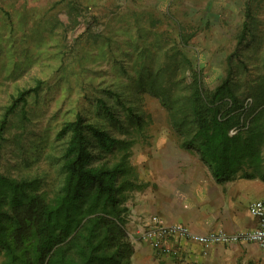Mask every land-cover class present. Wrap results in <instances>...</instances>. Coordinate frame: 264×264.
Listing matches in <instances>:
<instances>
[{"label": "rangeland", "instance_id": "obj_1", "mask_svg": "<svg viewBox=\"0 0 264 264\" xmlns=\"http://www.w3.org/2000/svg\"><path fill=\"white\" fill-rule=\"evenodd\" d=\"M193 73L207 90L227 77L245 102L249 89L264 97V0H0V120L11 98L39 83L26 120L19 108L8 117L0 173L57 188L66 141L57 133L79 115L124 142L92 155L114 163L127 151L139 186L125 202L127 224L156 145L198 157L182 146L190 128H173L158 96L169 89L180 118ZM140 233L128 236L132 247Z\"/></svg>", "mask_w": 264, "mask_h": 264}, {"label": "trees", "instance_id": "obj_2", "mask_svg": "<svg viewBox=\"0 0 264 264\" xmlns=\"http://www.w3.org/2000/svg\"><path fill=\"white\" fill-rule=\"evenodd\" d=\"M176 28L182 39V29ZM245 34L246 26L242 38ZM192 77L180 118L173 116L169 89L158 95L173 128L191 130L182 146L197 151L218 184L237 178L264 182V97L249 89L248 96L254 95L245 102L246 94L237 95L227 77L212 90L203 87L198 74ZM38 86L11 98L0 120V149L8 117L19 108L26 120V100ZM147 91L153 95L154 89ZM57 136L66 138L57 188L39 178L0 173V264H131L125 202L139 186L129 155L123 150L116 162L99 157L97 164L92 155L125 147L124 142L79 115Z\"/></svg>", "mask_w": 264, "mask_h": 264}, {"label": "crops", "instance_id": "obj_3", "mask_svg": "<svg viewBox=\"0 0 264 264\" xmlns=\"http://www.w3.org/2000/svg\"><path fill=\"white\" fill-rule=\"evenodd\" d=\"M145 164L147 187L128 205V236L142 231L139 217H158L164 224H180L196 234L223 232L228 235L256 227L248 211L250 203L264 198V182L237 178L225 184L214 181L197 156L174 145H156ZM144 226V224H143ZM180 257L158 256L145 244L133 245V257L142 264H264L255 244L214 245L207 249L180 243Z\"/></svg>", "mask_w": 264, "mask_h": 264}, {"label": "built area", "instance_id": "obj_4", "mask_svg": "<svg viewBox=\"0 0 264 264\" xmlns=\"http://www.w3.org/2000/svg\"><path fill=\"white\" fill-rule=\"evenodd\" d=\"M248 211L256 219V227L250 231L232 235L223 232L196 234L180 224L167 225L158 217H148L138 240L151 248L156 255L172 258L180 257V248L176 245L191 243L207 249L214 245L237 243L255 244L264 257V198L249 204Z\"/></svg>", "mask_w": 264, "mask_h": 264}]
</instances>
